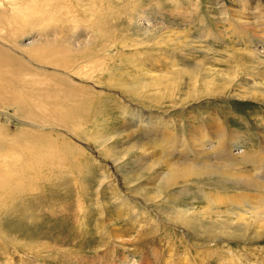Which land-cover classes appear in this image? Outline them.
Returning a JSON list of instances; mask_svg holds the SVG:
<instances>
[{
	"label": "rangeland",
	"instance_id": "rangeland-1",
	"mask_svg": "<svg viewBox=\"0 0 264 264\" xmlns=\"http://www.w3.org/2000/svg\"><path fill=\"white\" fill-rule=\"evenodd\" d=\"M21 1L18 0V5L22 4L20 7L26 5L23 10H13L8 0H0L6 7L0 10L8 19V25L0 27V37L4 41L6 38L13 40L16 48L61 41L72 50L83 46V49H89L91 44L109 45L111 42L113 45L109 46L114 50L110 53L94 51L93 57L82 64L95 69L102 84L111 86L114 92L103 91L101 88L104 95H87L93 98L90 106L92 115L87 119H80L82 122L71 123L75 128L81 126L80 132L87 138L83 135L78 138L69 133L64 134L62 131L67 132L66 129L54 124L48 128L34 127L41 131V135L27 132V142L32 149L41 150V159L33 167L37 171L42 170L31 172L29 177L23 173L27 168L24 158L18 165H14L9 158L15 152L26 154L25 148L11 144L7 141L11 136L6 135L24 131L26 125L21 121L31 116L24 118L20 108L0 102V133H4L3 138L6 140H0V264H264V237L253 238L244 243L238 240L206 242L208 238L205 235L200 240L204 243L197 247L188 243V232L173 223L163 222L165 217L176 219L177 215L173 211L183 213L187 209H195L203 210V213L207 209L205 206H210L211 201L206 192L200 189H191L165 203L155 202L159 213L149 211L147 216H138L139 222L132 228L113 207L108 187H105V194L102 195L104 205L100 204L98 196L99 181L107 176V180L116 185L120 193L124 190L120 186L119 176L125 181L134 180L131 188L137 192V196H146L153 185L148 182L151 174L146 168L151 160L157 159L159 153L145 159L143 165L134 158L136 155H133V151L137 150L131 146L137 145L138 139L129 140L127 132L130 129L126 127L135 122L127 114L131 108L135 110L137 104L127 106L119 95L127 80H142L146 76V80L156 76V80H179L184 84L192 80H203L208 90H213L217 96L202 98L201 106L193 108L191 105H184V110L176 111V114L172 110L156 113L141 105L137 109L140 114L160 116L164 125L173 123L170 125L172 128L180 124L182 116L185 117L184 120H189L187 115L194 117L201 112H211L217 115L214 121L217 129H227L226 141L230 143L229 150L235 156L240 155L243 150L257 147L258 144L264 145V141L255 134L258 129H263L264 133V125H259L264 119V29L255 20L258 12L264 13V0L254 16L246 15L251 8L243 11L253 24L256 23V33L252 37L241 36L236 30L230 29V20L224 19L226 16L234 19L233 15L241 13L237 11L239 0H52V4L47 2L49 8L52 7L50 9L48 6L45 8L42 0ZM254 2L255 0H247V5L253 7ZM15 11L22 13L19 14L20 17ZM24 12H27L26 15ZM190 19L192 22H189ZM92 22H97L105 33H95ZM210 32L218 36L222 34L223 38L216 41L207 36ZM6 34L8 37H5ZM126 54L128 59L125 60ZM82 60L80 58L75 63L76 66ZM4 62V66L17 77L15 84L20 94L32 101L40 98L45 101L46 94L63 91L56 83L73 88L71 80L55 78L49 84L44 77L33 76L34 72L27 61L11 59ZM87 68L90 67L84 69ZM5 83L8 87L14 86L11 80H6ZM84 84L96 88L93 82L87 81ZM254 90H259L262 96L255 94L257 98H253ZM167 91L168 88L163 89V92ZM183 91L184 93L179 92L175 88V95L172 97H178L179 100L185 97L186 92H190L186 87ZM154 94L150 93L155 100L152 104L171 106L170 96L169 99H161L162 95L159 94L161 97L157 98ZM63 102L64 99L59 100V106ZM1 110H6L7 114ZM173 118L175 120L172 121ZM28 126L29 131H32L33 128L29 124ZM201 129L204 130V127ZM47 131L51 135L63 136V140L57 136H49ZM216 134L211 133L206 142L207 148L211 147L210 141ZM164 136L165 133L161 130L152 131L151 138L144 141L147 151L155 148L158 152V141ZM231 136L233 138L230 141ZM67 141L81 151L69 149L74 154H65ZM126 153L128 154L125 155ZM115 158L118 163L114 170L110 160ZM2 160L4 166L13 172L10 176L4 175ZM156 167L160 169L164 164L159 163ZM259 185L258 189L251 192L264 193V181H260ZM132 200L139 202L137 199ZM256 200L258 199L251 200L249 205L245 204L248 201L239 203L228 200L226 206H212L211 219H202L201 224L211 228L209 224L215 225L214 216L217 212L226 217L225 212L227 214L228 211L237 210L239 206L263 207ZM107 212H111L112 220L116 219L114 222L121 224L120 227L129 233L130 236H125V240L124 237L121 239L104 234V230L108 231L107 219L104 218L105 223L102 222L105 226L99 227L101 222L98 219L106 217ZM153 221H157L163 230L156 229ZM166 228L174 229L177 238ZM200 234L195 235L196 240H192L194 243H199ZM134 238L136 240L131 242L130 239ZM238 252L242 256L248 254L249 257L236 259L235 253ZM225 256H231V259L226 261Z\"/></svg>",
	"mask_w": 264,
	"mask_h": 264
},
{
	"label": "bare ground",
	"instance_id": "bare-ground-1",
	"mask_svg": "<svg viewBox=\"0 0 264 264\" xmlns=\"http://www.w3.org/2000/svg\"><path fill=\"white\" fill-rule=\"evenodd\" d=\"M8 1L10 2L9 6L12 7L13 10H23L22 8L26 6L20 7L22 4L18 5V0ZM42 1L45 3L44 5H46L45 8L47 6L49 8L48 3H53L51 2L52 0ZM233 1L237 2L236 0ZM262 1L263 0H255L254 6L250 7L247 5V0H239L237 2L239 9L235 10L240 11L241 13L233 15L234 19L227 16L224 18L230 20V29L236 30V32H238L241 36L249 35V37H252L251 35L256 33L254 24L257 23L260 25L259 27L264 29V13H257L258 16L255 17V20L257 21L254 24L251 22V20H249V17L246 16L252 14L254 16L255 12L259 11L258 6L262 4ZM29 2H31V0ZM248 2L250 3V1ZM0 5L2 7L0 9L6 8L2 2H0ZM248 8H251V10ZM245 9H248V12H246ZM243 11H245L247 14L245 15ZM15 13L18 16L19 14H22L19 11H15ZM25 13L27 12H24V15H26ZM4 16L5 15H3L2 11L0 10V27H6L8 25V19H6ZM189 22H192V20L190 19ZM91 25L95 33L98 31L101 34L102 32L105 33V30H103V28L99 26L97 22H92ZM207 34V36H211L216 41L217 39L219 40L223 38L222 34L219 36L214 34V32ZM6 35L5 37H8V35ZM10 35L13 38L12 34ZM12 41L13 40L9 38H6V41H4L0 37V102L6 104L7 106L11 105L14 108H20L24 118H29V116H31V118L21 121L22 124L26 125V129H24V131L21 133H15L13 135H6V137L11 136L9 140L7 139V141H9L11 144H14L19 148H25L24 151H26V154L25 152L23 154L15 152L9 158L13 161L14 165H18L19 162L24 158L26 160L25 162L27 168L23 173L26 177H29L31 172L36 173L41 170L39 169L37 171V168L33 167L34 164L37 165L36 163L41 159L39 155L41 150L32 149L30 146L31 144L27 142L29 140L27 138V136H29L27 132H32V134H42L41 131L34 129V127L48 128L49 126H53L51 124H54L66 129L67 132L61 130L64 134L69 133L78 138H82L83 135L85 138H87L86 135L80 132L79 128L81 126L75 128L73 125H71V123L74 124L76 122H82L80 119H87L89 115H92L90 113V106L93 103V98H89L87 95H104V92H102V90L100 91L101 88L103 91H114L111 86H105L102 84L101 80L94 72L95 69H91V66H85V64H82V62L85 60L88 61L91 57H93L94 51L103 50L106 53H110L111 50L114 49L110 48L109 46L113 45L111 42L109 45H106V43L102 45L91 44L89 49H83V46L76 48V50H72V48L70 49V46L68 47V44H65L61 41L27 48H21L18 46V48H16L14 45L15 42ZM103 47H105V49H96ZM111 54L113 55L114 53ZM107 55L110 57L109 54ZM80 58L83 60L78 63V66H76ZM11 59L15 61H27L29 63V67L34 72L32 75L35 77H44L45 80H47L46 83L52 84L51 80H56L55 78H59V80H71L73 88H68L65 84L60 85L56 83L57 86L63 91H56L54 93L46 94L44 97L45 101H42L41 98L32 101L27 96L20 94L19 88L15 84L17 82V77L12 74V71L7 66H4V61H10ZM124 59H128L127 54L124 56ZM85 67L90 68L85 70ZM99 72L104 73L103 71ZM148 77L150 78L149 75ZM155 77L156 76L153 78L151 77L150 80H146L147 76L143 77L142 80H127L124 82L123 91H119L120 99L124 101L127 106H132L134 103H136L137 106L141 105L150 108L156 113L160 111L167 112L168 110H172L173 113L175 112L176 114V111L184 110V105H191L194 108L196 106H201L200 102L203 101L204 98H216L217 96L216 93L212 92L213 90H208V86L203 80L202 82H200V80H192L184 84L179 80H156ZM6 80H11L14 86L8 87L5 83ZM87 81L93 82L96 88H92L84 84V82ZM196 83H198V85ZM180 86H183V88H180ZM185 87L190 90V92H186L184 98H179L178 100V97H172L175 95L173 94L175 88H177L179 92L184 93L183 89ZM165 88H168L166 93L163 92V89ZM173 89L174 91H172ZM150 93H155L154 95H157V98L161 97L159 94L162 95L161 99H164L165 97L168 98V96H170L171 106L166 107L158 105L161 107L159 108L155 104H152L155 103V100L152 99L153 96H151ZM255 94L256 96L260 94L258 97L262 96L259 90H254L252 95L253 98H257ZM61 99H64V102L63 105L59 106L58 101ZM149 99L151 100V103L149 102ZM197 108L196 110H198ZM136 109L134 110V108H131L127 114L131 115L135 121L126 127L127 129H130L127 132L128 138L129 140L138 139L137 145L131 146V148L134 147V149L137 150L133 151V155H136L134 158L137 159L141 165L145 163V159L148 157H154L157 153H159L157 159L151 160V164L146 168L148 173L151 174L148 182H151L153 185L150 187V191L146 196H137V192L131 188L134 180L132 179L131 181H125L123 177L117 176L120 181V186L124 190L123 193H120L117 191V186L110 182V180H107V176L100 180L98 184V194L100 193V195H97L99 196V200L101 202L100 204H103L102 195L105 194L104 189L105 187H108L110 190H107L110 191L113 201L112 204H114L113 207L119 212V216L122 217L125 222L129 223L132 228L135 227L134 225L138 224V216H147L149 215V211H157L159 213L155 202L159 201V203H165L173 197L175 198L181 194H186L191 189H200L203 192H206L208 199L211 201V205L205 206L207 209H205L203 213V210L197 211L195 209H187L183 213L173 211V213L177 215L176 219H173V221L167 219L168 217H165L163 222L173 223L174 225L188 232V234L184 232L187 234V237H189L187 238L188 243L197 247L204 243L200 242V240H203L202 236L205 235H207L206 237L208 238L206 242L238 240L244 243L248 240H252L253 238L262 239L264 237V193H253L251 191L253 189H258L260 187V181H264V145L258 144L257 147H251L247 150H243L240 155L235 156V154L229 150L231 148L230 143L226 141L228 136L227 129H221V127L217 129V123L214 122L217 115H213L211 112L209 113L205 111L204 113L200 111V115L194 116L195 118L193 115H187L189 120H184L185 117L182 116L183 120H180V124L172 128L170 125L173 123H169L168 126L164 125L159 119L160 116L154 117V114H140L139 110L137 109L138 111H136ZM1 112L7 114L6 110H1ZM191 113L193 114V112ZM123 116H126V114ZM33 117L36 119H33ZM39 119L44 121L45 124L40 123ZM173 120H175V118H173L172 121ZM167 122H169V120H167ZM177 122L179 123V120ZM177 122H174V124ZM28 124L33 128L32 131H29ZM132 125L134 127H132ZM259 125H264V119L261 120ZM202 127H204V130L201 129ZM158 130H161L165 133V136L158 141V152L155 151V148H151L150 151H147V148L144 146V143L146 142L144 141L151 138L152 131ZM262 130L263 129H258V132H255V134L260 140L264 141V133ZM47 132L49 136H57V138L63 140V136L57 134L51 135V132ZM213 132L217 133L216 137L210 141L211 147L207 148L206 142L209 141L210 135ZM3 134L0 133V140H3L4 142L6 140L3 138ZM232 138L233 136H231L230 141ZM67 142L68 143L65 145L67 149L65 154H74V152L69 151V149L81 151V149L76 145L69 141ZM157 146L154 147L157 148ZM127 154L128 153L125 155ZM116 159L117 158L110 160L114 170L118 163ZM159 163H163L164 167L160 169L159 167H156V165ZM1 165L5 176H10L13 174V172H10L8 167L4 166L3 160ZM132 199L139 200L141 204L139 202L133 201ZM255 199H258L256 201L262 203L263 207H260L259 205H253L255 207L252 206L250 208L239 206V209L237 210L228 211L227 214L225 212L226 217L222 216L221 212H217L214 216V221H216L215 225L214 223L209 224L211 227L209 228L204 227L201 224L202 219H211L212 214L210 213V208L212 206L217 208L219 207L218 205L221 204L222 206H226L228 200H234L235 202L239 203L248 201V203L245 202V204L249 205V202L251 200L255 201ZM88 210L86 209V211ZM107 213H105L106 217L102 216L101 219H98V221L101 222L99 227H103V225L105 226V221L108 222L106 224L108 231L102 228L105 231L104 234L108 236L111 234L112 237L121 239L124 237V240L126 239L125 236H130L128 232H125V228L122 229L120 227L121 224L114 222L116 219L112 220L113 215L111 212ZM104 218L107 220L103 221ZM153 222L156 229L163 230L162 226L157 221ZM167 231L170 234L175 235V238H177V232L174 229L170 228L167 229ZM199 233H201L198 236V242L200 244L196 242L194 243L192 240H196L195 235H198ZM130 240L131 242H134L136 239L134 238ZM181 241L185 244L183 239ZM128 242L129 241L127 240V243ZM235 254L236 259L238 258L240 260L249 257L248 254L242 256L239 252ZM230 259L231 256H225L226 261Z\"/></svg>",
	"mask_w": 264,
	"mask_h": 264
}]
</instances>
